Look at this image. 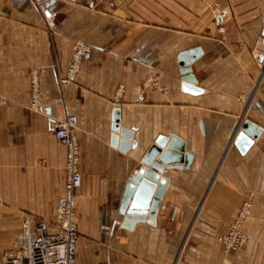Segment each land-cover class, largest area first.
<instances>
[{
    "label": "crops",
    "instance_id": "1",
    "mask_svg": "<svg viewBox=\"0 0 264 264\" xmlns=\"http://www.w3.org/2000/svg\"><path fill=\"white\" fill-rule=\"evenodd\" d=\"M263 12L264 0H0V258L25 222L53 220L67 154L54 123L75 116L78 264H264ZM78 42L91 51L60 86ZM193 49L199 93L182 89L178 63ZM40 67L34 112L29 70ZM115 110L132 132L125 152L111 144ZM245 121L262 133L242 154ZM159 136L177 137L192 159L162 165L153 224L123 228L121 195ZM247 199L248 241L226 254L219 238Z\"/></svg>",
    "mask_w": 264,
    "mask_h": 264
},
{
    "label": "built area",
    "instance_id": "2",
    "mask_svg": "<svg viewBox=\"0 0 264 264\" xmlns=\"http://www.w3.org/2000/svg\"><path fill=\"white\" fill-rule=\"evenodd\" d=\"M218 27L223 32V27ZM90 51L91 46L88 44H73L67 68L59 79L60 86H67L76 81L81 62ZM45 71L43 67L29 70V107L34 112L42 109L40 78ZM155 85L154 78L147 77L144 81L147 88ZM241 100H244L243 97ZM5 102V98H0V105ZM75 127V116H67L54 123V137L66 149L67 154L63 193L57 201L53 220H42L33 228L25 222L15 240V248L1 256L0 264H78L75 192L82 185V176L79 170L80 154ZM250 215L251 201L247 199L234 214L227 233L219 238L224 253L237 250L248 241L244 224Z\"/></svg>",
    "mask_w": 264,
    "mask_h": 264
},
{
    "label": "water",
    "instance_id": "3",
    "mask_svg": "<svg viewBox=\"0 0 264 264\" xmlns=\"http://www.w3.org/2000/svg\"><path fill=\"white\" fill-rule=\"evenodd\" d=\"M258 50L261 54L257 61L264 60V12L262 13V31L258 43ZM201 50L193 49L183 52L178 57L180 73L182 76V89L187 93H199L196 88V79L191 74V65L200 57ZM119 110L113 113L112 130L117 136H113L111 144L113 147L119 146L120 150L125 152L131 146L129 141L132 138V132L120 129ZM262 130L250 121H245L240 132L236 136L234 145L240 153L244 154L256 140ZM158 159V162L156 160ZM192 159L191 154L185 152L184 144L175 136L163 137L159 136L155 140L153 146L146 152L142 158V166L139 167L137 173L128 179V182L121 195L119 203V214L123 216V228L132 229L133 223L147 222L153 224L160 199L163 197L166 180L160 178L163 173V164L177 165L184 164L187 168ZM181 166H169V169L178 168ZM155 184H158V189L155 192ZM136 185V188H135Z\"/></svg>",
    "mask_w": 264,
    "mask_h": 264
}]
</instances>
